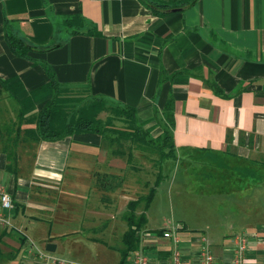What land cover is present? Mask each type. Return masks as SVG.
Wrapping results in <instances>:
<instances>
[{"label": "crops", "instance_id": "0c3cea01", "mask_svg": "<svg viewBox=\"0 0 264 264\" xmlns=\"http://www.w3.org/2000/svg\"><path fill=\"white\" fill-rule=\"evenodd\" d=\"M7 28L29 46V57L11 50ZM41 61L70 96L129 104L152 136L169 127L173 177L197 175L179 166L194 157L208 160L207 154L227 177V168H253L257 184L241 174L230 190L232 199L245 201L242 208L229 201L232 218L222 223L214 217L201 227L179 218L173 226L181 225L177 245L184 264H198L201 235L214 264H230L233 236L241 233L247 264H264V0H194L164 13L141 0H0V187L13 201L10 210L1 209L9 223H0V264H40L36 248L54 255L48 242L72 260L119 264L117 238L126 228L121 214L136 195L127 193L125 179L113 191L100 190L94 176L123 175L124 157L91 131L36 142L5 129L17 122L18 103L2 81L19 80L17 95L30 96L34 110L51 97ZM28 126L33 122L20 123ZM201 179L190 181L196 186ZM145 214L139 246L122 264H131L136 252L149 264H170L175 244L162 235L170 223L154 225L161 215L151 204Z\"/></svg>", "mask_w": 264, "mask_h": 264}, {"label": "trees", "instance_id": "16d2710c", "mask_svg": "<svg viewBox=\"0 0 264 264\" xmlns=\"http://www.w3.org/2000/svg\"><path fill=\"white\" fill-rule=\"evenodd\" d=\"M151 7L155 13H164L166 8H181L193 2L194 0H141ZM6 23V27H7ZM78 29L71 30L77 32ZM6 40L11 50L24 57H29V46L18 38L11 29H6ZM42 66L49 74L50 78L46 86L52 89L51 97L44 105L34 110L33 101L30 96L24 98L18 97V92L23 85L19 80L2 81V89L8 92V95L14 98L18 103L15 124L6 127L8 133L12 131L17 135L21 133L28 139L36 142L44 140H55L66 135L79 131H91L102 136L104 144L110 147L114 155L122 156L128 164L133 161V148L145 149L147 146H155L160 152L159 161L165 158L176 159L175 146L171 138L169 127L164 128L160 143L156 146L152 143L153 136L150 131L140 124L136 109L126 103L107 99L101 95H89L73 97L69 95V89L60 85L53 70L45 61H41ZM1 92V91H0ZM104 117L100 113H105ZM25 120L33 122V126L20 128V123ZM116 120L121 124L117 125ZM9 126V125H8ZM127 146L125 148V142ZM7 150V146H5ZM12 152V151H11ZM9 154V151H8ZM11 158V157H10ZM215 163V158L210 155L209 159ZM11 163V162H10ZM9 163V164H10ZM8 164V168L11 165ZM196 171V170H195ZM237 171L243 176L258 178L256 171L249 167H237ZM195 178L197 175H194ZM163 174L159 169L156 178L146 193L131 198L126 203V208L122 212V218L126 222V228L120 237V251L122 258L119 264H122L124 258L139 246L140 237L138 231L143 228L147 222L145 209L148 208L156 192V186L160 184ZM123 175L110 172H97L95 174L94 185L100 190H115L121 186ZM142 207L138 212V208ZM0 236V241H1ZM3 257L0 247V258Z\"/></svg>", "mask_w": 264, "mask_h": 264}, {"label": "rangeland", "instance_id": "374dc122", "mask_svg": "<svg viewBox=\"0 0 264 264\" xmlns=\"http://www.w3.org/2000/svg\"><path fill=\"white\" fill-rule=\"evenodd\" d=\"M13 115H16V111H13ZM105 115L106 112L100 113L101 117ZM116 124L120 125L121 123L116 120ZM160 141L161 137L153 136V144L157 146ZM125 144L126 148L127 141ZM133 153V161H131V164H126L123 174L126 183L125 190H128L127 193H131L132 196L146 193L148 187L153 184L157 171L160 169L163 174L160 184L157 185L160 186H156V192L150 202L151 208L155 211L158 210L161 215L160 219L157 220L154 225L161 227L165 226L168 222L170 223L169 227H172L176 219L179 218H187L189 226L196 225L201 227L214 217H218V221H222L223 223L227 219L233 217V215H228L227 212L228 209L230 210L232 207L229 206L230 200L232 201L231 204L236 200L238 203L240 202L239 208L245 205V201L241 202L238 199L231 198L232 195L230 194V190L236 188L235 180L241 175L235 169H225L226 173L230 174L229 177H227L218 173L222 168L220 169V167H218L217 169L212 165L210 160L204 161L203 159L199 160L194 157L190 162L187 161L186 165L179 166V169L184 170L185 167L191 168V171L197 174L196 178L191 173L187 176L176 175L173 177L172 174L176 167V159L169 157L159 161L160 152L155 146H147L145 149L133 148ZM210 155L211 154H207L206 156L209 157ZM212 168L214 169L212 170ZM195 169L197 170L195 171ZM241 177L245 178L243 175ZM198 178L202 179L197 182L199 186L197 184L196 187L190 179L195 181ZM259 178H247V180H252L254 184H257V182L260 181L258 180ZM188 181L191 182V189L188 188ZM181 183L182 186L187 183V188L180 190L178 187L181 186ZM202 185L207 188L205 192L202 190L200 191V186ZM181 207H183V211L180 209ZM141 209L142 207L138 208V212ZM180 221L182 222L181 219ZM151 223L153 224V222ZM226 229L229 230L227 232L230 233H235L236 231L230 230V227ZM116 238V236H113L110 242L114 244L117 242V239L120 241L119 238ZM52 253L58 257L69 258L61 253L60 246L52 251ZM77 259L81 258L77 257Z\"/></svg>", "mask_w": 264, "mask_h": 264}, {"label": "built area", "instance_id": "2783aa9c", "mask_svg": "<svg viewBox=\"0 0 264 264\" xmlns=\"http://www.w3.org/2000/svg\"><path fill=\"white\" fill-rule=\"evenodd\" d=\"M13 207V201L11 195L4 189L0 187V223L7 224L8 220L3 215L1 209L10 210ZM181 225L178 223L171 228H166L162 231L164 237L170 238L174 242V248L171 253V263L170 264H184V257L181 249L178 247L177 243L179 241L178 229ZM200 239L202 241L197 262L198 264H214V255L211 252L208 241L205 235H201ZM248 249L246 235L244 233L235 234L233 236V255L230 264H247L246 252ZM37 256L40 264H86L85 262H80L72 260L70 258L58 257L49 254L47 251H41L36 248ZM131 264H149L148 257L142 252H136L132 254L130 261Z\"/></svg>", "mask_w": 264, "mask_h": 264}, {"label": "water", "instance_id": "95a60500", "mask_svg": "<svg viewBox=\"0 0 264 264\" xmlns=\"http://www.w3.org/2000/svg\"><path fill=\"white\" fill-rule=\"evenodd\" d=\"M178 9H181V7L178 6V7H169V8H166L167 11H173V10H178ZM46 249L49 250V251L55 250V244L52 243V242H48L46 244Z\"/></svg>", "mask_w": 264, "mask_h": 264}]
</instances>
